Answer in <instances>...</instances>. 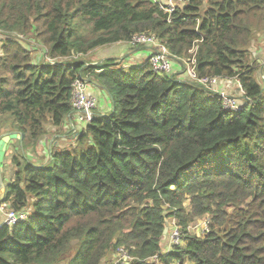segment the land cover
Segmentation results:
<instances>
[{
  "label": "trees",
  "instance_id": "16d2710c",
  "mask_svg": "<svg viewBox=\"0 0 264 264\" xmlns=\"http://www.w3.org/2000/svg\"><path fill=\"white\" fill-rule=\"evenodd\" d=\"M161 5L0 0V134L5 117L8 132L21 134L11 146L34 148L50 127L74 121L77 78L103 88L112 105L71 127L73 138L55 130L46 161L13 156L5 199L28 216L0 228V264H107L119 248L130 264H264V66L250 53L264 0H182L172 13ZM140 33L159 38L180 66L196 48L199 75L237 78L251 100L233 113L216 90L148 62L87 61ZM205 215L209 231L192 234ZM171 218L185 243L164 255Z\"/></svg>",
  "mask_w": 264,
  "mask_h": 264
},
{
  "label": "built area",
  "instance_id": "2783aa9c",
  "mask_svg": "<svg viewBox=\"0 0 264 264\" xmlns=\"http://www.w3.org/2000/svg\"><path fill=\"white\" fill-rule=\"evenodd\" d=\"M179 3H182V0H178V2L175 0H168L169 8L167 11L172 13ZM130 44L150 47L151 53L148 64L154 72L165 75L175 74L180 80L191 81L209 90H216L221 96L222 104L226 111L234 112L241 108L242 104L237 102L236 97L230 95L225 89L219 88L220 82L227 80L226 78L219 76L199 75L197 70L196 48L191 50V52L194 54V57H192L191 60H184V69L182 68L183 70L178 72V69H174V62L180 66L179 62L175 61L174 58L171 57L169 49L156 36L147 35L144 33L136 34L133 36ZM130 66H133V64H128V62H125V67ZM88 87L89 82L80 78L75 79L72 85L71 101L72 107L74 109V115H77V121L79 124L84 126L93 119L94 110L99 103L97 96L90 93ZM242 93H245V91L242 90ZM9 202L10 201H7L6 199L0 201V212L4 215V218L0 220V228L3 225L11 228L19 221L27 219L28 211L18 212L12 207L11 202ZM203 223L205 226H208L205 232L209 231L210 218L207 217ZM173 225L174 226L170 234L169 242L170 245L175 246L182 243V231L178 226L176 219H173ZM151 259L152 261H158L157 256H154ZM132 260L133 258L126 251L123 249L119 250L117 254V262L129 264Z\"/></svg>",
  "mask_w": 264,
  "mask_h": 264
},
{
  "label": "rangeland",
  "instance_id": "374dc122",
  "mask_svg": "<svg viewBox=\"0 0 264 264\" xmlns=\"http://www.w3.org/2000/svg\"><path fill=\"white\" fill-rule=\"evenodd\" d=\"M160 2V1H159ZM162 3V2H161ZM165 5H161L162 8H164L165 10H167L169 8L168 6V0H164ZM262 22V21H260ZM259 22V23H260ZM254 32V39L251 42V46H250V53H251V57L252 58H256L258 61L256 62L257 65L256 66H264V22L261 23V25L259 26H255L253 29ZM11 35L17 36L19 38H27V35L24 32H10ZM30 37H28L27 41H30ZM1 39L2 37H0V54L2 53L1 51ZM34 46L37 49H40L42 47V43H41V39L37 38L33 41ZM135 46H140V45H132L130 43H124V42H117V43H113L110 45H106L104 47L101 48H97L96 50L90 52V54H88V56L86 57V59H88L87 61H90L94 64H103L105 59L107 58H112V57H116L118 59H120L121 61L125 60V54L129 51L134 50ZM122 48V50H121ZM38 54L43 55V52L41 50H38ZM255 59V61H256ZM50 60L53 61V59L49 58L47 60L46 57L42 58L43 62H50ZM175 67H179L178 65L174 64V69ZM261 73H262V69H259L258 72L256 73V78L258 80H260L261 78ZM175 75V74H174ZM235 80V79H234ZM90 83V82H89ZM230 95L234 96L237 98V102L242 104V107L244 105H247L251 99L246 98V97H241V93H236L233 91H229L228 92ZM105 94V93H104ZM106 97H99L98 100H100V103H98L99 106L96 107V109L94 110V114L100 109V111L104 112L106 111L104 109V106H107V101L109 100L108 94ZM98 98V97H97ZM246 103V104H245ZM110 105V104H108ZM111 110V109H110ZM110 110L107 112L109 113ZM5 122L2 123V125L4 126L1 130V134L0 137L3 136L4 134L8 133V130L10 129L11 126V121L9 117H5ZM72 123H69L66 128L63 127H59V129H57V133L58 134H68L69 137L73 138L71 135V132H69V129L72 127L76 130H78L80 127L84 126L79 124V122L77 121V115H74L73 117ZM76 121V122H75ZM72 125V126H71ZM6 126V127H5ZM50 127V126H49ZM7 129V131H6ZM12 132V131H11ZM54 131H50V133H47L45 136H43V138H41L40 142H39V146L37 145L34 148L31 147H26L25 150L23 151L20 147V145L18 143L14 144L11 146V144L8 147V150L6 152V156L4 158L3 163L0 165V180L4 183L5 188H7V183L11 182L14 176V172L16 170V165L14 164L13 160V156L16 155L17 157H19L21 159V156L23 154H26L28 157H30L32 160H34L35 162L41 163L43 161H46L47 158L41 155V151H43V145L42 143H44L45 140H47L49 142V140L51 139L52 135H54L53 133ZM0 181V183H1ZM0 195H5L2 192L0 193ZM10 203V202H9ZM209 217L208 215H205L201 218L196 219L194 222L191 223L190 225V231L192 232V234H203L206 230V228L208 226H205L203 221ZM210 218V217H209ZM169 225L171 226V231L173 229V221L169 222ZM168 234V233H167ZM164 235L165 239H164V246L162 247V253L164 255H166L169 251L168 248H171L172 245H170V237H168V235ZM123 248H119V250H121ZM111 259L114 261L115 258H113L112 256H108L107 258V264H112ZM116 261V260H115ZM116 264V263H115ZM175 264H177V262H175ZM185 264H192L190 262H186Z\"/></svg>",
  "mask_w": 264,
  "mask_h": 264
},
{
  "label": "crops",
  "instance_id": "0c3cea01",
  "mask_svg": "<svg viewBox=\"0 0 264 264\" xmlns=\"http://www.w3.org/2000/svg\"><path fill=\"white\" fill-rule=\"evenodd\" d=\"M140 46L141 47L134 48V50L129 51V52H127L125 54L126 55L125 58H124L126 60L125 62H128V64L131 63L133 65H143L146 62H148L149 57H150V53H151V49L148 46H143V45H140ZM121 50H122V48H121ZM174 64H176V63L174 62ZM182 68H184V66H179L178 68L175 67V69H178L179 70L178 72H180L182 70ZM219 88L220 89H225L228 92L229 91H233V92L238 93L239 92V82L236 79L235 80L234 79H229V80L220 82ZM88 90L90 91V93L96 95L98 97V99L101 96L102 97L103 96L106 97L107 95H105V94H108L107 92L103 91V88H101L100 86H98L96 84H93L91 82L89 83ZM99 103H100V100H99ZM106 103H107V106H104V109L106 111L102 112L99 109L97 111L98 113L104 114V113L108 112L110 109H112L110 97H109V100ZM108 104H110V105H108ZM64 128H66V127H64ZM50 129H51V131H55V130H57L59 128H52V127H50ZM42 145H43V149L44 150L41 151V155L47 158V156H48V149H47V147L48 146H51V141L48 142L47 140H45L44 143H42ZM6 190L7 189L5 188L4 183L1 181V183H0V193L2 192L5 195L4 196L3 195H0V201L3 200L6 197ZM3 218H4V215H3V213L0 212V220H2Z\"/></svg>",
  "mask_w": 264,
  "mask_h": 264
},
{
  "label": "water",
  "instance_id": "95a60500",
  "mask_svg": "<svg viewBox=\"0 0 264 264\" xmlns=\"http://www.w3.org/2000/svg\"><path fill=\"white\" fill-rule=\"evenodd\" d=\"M20 138H21V134L18 131L8 132L0 137V165L4 161L10 143L15 139H20ZM168 231L169 228L166 227L164 230V235H166Z\"/></svg>",
  "mask_w": 264,
  "mask_h": 264
},
{
  "label": "clouds",
  "instance_id": "9594fccd",
  "mask_svg": "<svg viewBox=\"0 0 264 264\" xmlns=\"http://www.w3.org/2000/svg\"><path fill=\"white\" fill-rule=\"evenodd\" d=\"M183 69H184V68H183ZM183 69H182V70H183ZM226 79H227V78H226ZM232 79H236V80L238 81L237 78H232ZM227 80H229V79H227ZM225 81H226V80H225ZM238 82H239V81H238ZM240 89H241V90H240ZM242 90H244V89H243L242 85L239 84V93H241V97L244 96V97L248 98V97L246 96V91L244 90L245 93H242ZM241 107H242V105H241ZM239 110H240V109H239ZM237 111H238V110H237ZM229 112H233V111H229ZM235 112H236V111H234L233 113H235ZM209 217H210V216H209ZM210 218H211V217H210ZM173 219H174V218H171V219H169L168 222H167V226H166V227L169 228V231H168V234H167L168 237H170V234H171V226L169 225V222H170V221H173ZM189 228H190V226H189ZM204 233H205V232H204ZM204 233H203V234H204ZM163 238L165 239V237H163ZM164 239H163V240H164ZM184 243H185V240L182 238V243H181V244H184ZM173 247H174V246H172L171 248H173ZM171 248H168V249L170 250ZM123 250L126 251V252L128 253V251H127L126 249L123 248ZM118 252H119V251L117 250V252L115 253V256H113V258H115L116 261H115V260H114V261H110V262H112V264H115V263H116V264H123V263H121V262H117V254H118ZM128 254H129V253H128ZM132 261H133V260H132ZM132 261H131V262H132ZM131 262H130V263H131ZM130 263H129V264H130Z\"/></svg>",
  "mask_w": 264,
  "mask_h": 264
},
{
  "label": "flooded vegetation",
  "instance_id": "af4514ba",
  "mask_svg": "<svg viewBox=\"0 0 264 264\" xmlns=\"http://www.w3.org/2000/svg\"><path fill=\"white\" fill-rule=\"evenodd\" d=\"M5 199V198H4Z\"/></svg>",
  "mask_w": 264,
  "mask_h": 264
}]
</instances>
